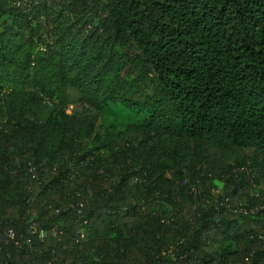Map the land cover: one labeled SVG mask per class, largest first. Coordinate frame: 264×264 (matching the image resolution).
I'll return each instance as SVG.
<instances>
[{
	"label": "trees",
	"instance_id": "1",
	"mask_svg": "<svg viewBox=\"0 0 264 264\" xmlns=\"http://www.w3.org/2000/svg\"><path fill=\"white\" fill-rule=\"evenodd\" d=\"M235 150L264 0H0V264H264Z\"/></svg>",
	"mask_w": 264,
	"mask_h": 264
},
{
	"label": "rangeland",
	"instance_id": "2",
	"mask_svg": "<svg viewBox=\"0 0 264 264\" xmlns=\"http://www.w3.org/2000/svg\"><path fill=\"white\" fill-rule=\"evenodd\" d=\"M77 107L78 103H75L71 106V109L75 110ZM255 154L249 152L241 153L235 150L226 154V161L231 166H235L236 168L241 167V169L243 168L245 170V178L251 185L248 189L249 194L261 197L264 204V158L261 155ZM199 161H204L203 155L198 157V169L202 166ZM216 186L218 188V193L222 191L224 187V185L219 182H216Z\"/></svg>",
	"mask_w": 264,
	"mask_h": 264
}]
</instances>
